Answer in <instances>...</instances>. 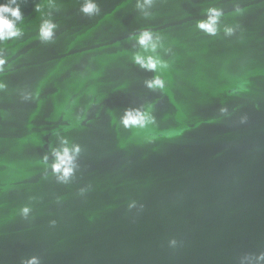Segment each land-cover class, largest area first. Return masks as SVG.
<instances>
[{"label": "water", "instance_id": "95a60500", "mask_svg": "<svg viewBox=\"0 0 264 264\" xmlns=\"http://www.w3.org/2000/svg\"><path fill=\"white\" fill-rule=\"evenodd\" d=\"M84 2L0 0V264H264V0Z\"/></svg>", "mask_w": 264, "mask_h": 264}, {"label": "clouds", "instance_id": "9594fccd", "mask_svg": "<svg viewBox=\"0 0 264 264\" xmlns=\"http://www.w3.org/2000/svg\"><path fill=\"white\" fill-rule=\"evenodd\" d=\"M153 0H145V3L151 5ZM16 0H11V4H15ZM11 4H0V41H7L9 39L18 37L21 34L20 29L17 28L16 22L23 19L22 12L20 8L12 7ZM140 7V5H138ZM36 11H40V6L37 5ZM81 11L87 15H93L99 11L98 5L94 0H85L82 5ZM210 19L208 22H200L198 27L204 30L210 35H215L218 31L216 25L223 13L220 10L215 8L209 9ZM57 25L51 23L50 21H44L39 29V38L42 41H51L54 37V29ZM229 33L231 29L227 30ZM139 46L147 52H156L157 45L153 42V33L149 30H143L140 34L135 37ZM133 61L135 64L139 65L142 68L155 71L161 67V61L154 55H142L140 53H135L133 55ZM5 63L3 59H0V66ZM149 88H163L164 81L157 76L153 81L147 82ZM146 114L128 111L126 115L122 118V123L125 127H140L143 128L146 125L147 121ZM67 143V141H63ZM69 148L65 147L63 152L53 150V154L56 156V163L52 165L53 171L57 174L62 173V178L66 179L73 174L72 161L73 156L70 154ZM74 151L79 153L80 148L75 147ZM47 160V157H45ZM27 211V209H25Z\"/></svg>", "mask_w": 264, "mask_h": 264}]
</instances>
